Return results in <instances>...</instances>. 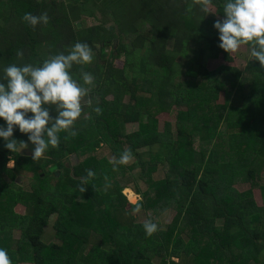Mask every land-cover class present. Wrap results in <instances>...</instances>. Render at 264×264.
<instances>
[{"label": "trees", "instance_id": "1", "mask_svg": "<svg viewBox=\"0 0 264 264\" xmlns=\"http://www.w3.org/2000/svg\"><path fill=\"white\" fill-rule=\"evenodd\" d=\"M223 3L211 0L207 13L199 0H0V77L77 41L94 53L71 69L81 83L82 72L94 76L76 135L60 132L59 146L36 160L0 139V247L12 264H264V68L251 56L243 69L208 68V59L233 58L213 27ZM25 12H47L49 23L33 28ZM173 106L175 123L160 130L157 115ZM129 122L138 127L126 131ZM125 149L132 159L114 166L109 156ZM26 173L22 187L16 177ZM130 181L135 203L122 192ZM138 205L158 231L145 233ZM51 215L54 237L45 240Z\"/></svg>", "mask_w": 264, "mask_h": 264}, {"label": "clouds", "instance_id": "2", "mask_svg": "<svg viewBox=\"0 0 264 264\" xmlns=\"http://www.w3.org/2000/svg\"><path fill=\"white\" fill-rule=\"evenodd\" d=\"M201 8L207 12L211 0H199ZM223 18L214 21L218 30V46L226 52H236L242 45H250V55L264 68V0H224ZM33 28L47 25V12L39 15L25 12L21 18ZM17 56H23L22 51ZM93 49L86 42L77 41L70 49L59 52L39 64H9L0 77V139L11 152L27 149L33 145V160L44 155L50 147L60 144V132L76 135L74 125L81 116L82 98L88 95L94 84V76L82 72L79 82L71 71L74 64L85 65L93 61ZM91 104V100L88 101ZM54 106L56 115L50 114ZM99 113L100 107L93 109ZM27 134V141L18 140L14 131ZM19 142V143H18ZM132 159L131 149L113 157V165L127 164ZM88 177L95 175L87 171ZM83 191V189H82ZM139 205L135 211H139ZM147 235L158 231L159 225L149 219L143 224ZM0 264H12L7 249L0 247Z\"/></svg>", "mask_w": 264, "mask_h": 264}, {"label": "rangeland", "instance_id": "3", "mask_svg": "<svg viewBox=\"0 0 264 264\" xmlns=\"http://www.w3.org/2000/svg\"><path fill=\"white\" fill-rule=\"evenodd\" d=\"M207 7L209 9H211L212 11H214V7L210 6L209 4L207 5ZM222 19L221 16H218ZM110 50V47L106 48V51L108 52ZM232 55V61H225L221 56H219L218 58H214V59H208L207 62V66L208 68H215L218 65L225 63V64H231V65H235L241 69H243V67L246 64L247 59L251 56L250 55V49L246 46V45H242L238 51L236 52H231ZM134 55H130V57H133ZM115 64L117 66H121L123 63L122 59H115ZM111 96H109L110 98ZM223 99V93L220 94V101H222ZM177 107L173 106L170 108V111H163L160 112L157 115V119H158V127L160 130L163 129V125L165 121H170L172 124L175 123L176 120V114H177ZM138 127V124L136 122H129L125 124L124 129L128 132L134 131L136 128ZM32 149L30 147H28L27 149H23L21 150V152L24 153H28L31 154ZM110 159L113 158V156H109ZM75 161H77V158L75 157V155H73V159L71 160L72 163H74ZM9 166L13 165V160H10L8 162ZM139 170V168H136V171H134L135 173H137ZM262 175H264V170L262 171ZM163 176V171L161 168H159L154 174H153V178H159ZM29 177H31V173H26V174H21L18 175L16 177V183L21 185L22 187H27L28 186V182H29ZM138 185L140 187H142L143 189H145V182H142L140 179L137 180ZM235 186L239 189V190H245L248 189L249 187H251V184L249 182H242V181H238L235 183ZM253 195L254 198L256 199L258 204H262V197L260 194L259 189L253 188ZM130 191L134 194V200H132L129 196ZM122 192L126 195L128 201L130 203H135L137 200H139L141 198V196L139 194H137L134 189H133V182H129L128 186L125 187ZM15 209L22 213L24 211V207L22 205H17L15 207ZM175 213V210L173 208H169L167 209L164 213L161 214V220L163 223L167 224L171 221L173 215ZM133 215L136 219V221L138 222H145L147 220V212L144 209H140L139 211H133ZM55 215H51L49 218V224L48 226H46L45 228V234H44V239L45 240H51L54 237V231L52 229V223L54 221ZM175 260H177L176 257H174Z\"/></svg>", "mask_w": 264, "mask_h": 264}, {"label": "bare ground", "instance_id": "4", "mask_svg": "<svg viewBox=\"0 0 264 264\" xmlns=\"http://www.w3.org/2000/svg\"><path fill=\"white\" fill-rule=\"evenodd\" d=\"M129 196H130V198L132 199V200H134V194L130 191V194H129Z\"/></svg>", "mask_w": 264, "mask_h": 264}, {"label": "water", "instance_id": "5", "mask_svg": "<svg viewBox=\"0 0 264 264\" xmlns=\"http://www.w3.org/2000/svg\"><path fill=\"white\" fill-rule=\"evenodd\" d=\"M78 24H80V23H78ZM115 43H116V41H114ZM98 47H99V45H98Z\"/></svg>", "mask_w": 264, "mask_h": 264}]
</instances>
